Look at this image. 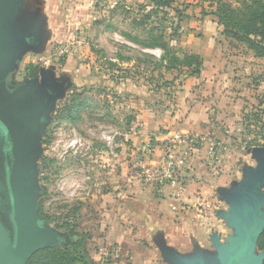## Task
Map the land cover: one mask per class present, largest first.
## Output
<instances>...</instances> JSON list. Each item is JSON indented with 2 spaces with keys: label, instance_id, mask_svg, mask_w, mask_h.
Returning a JSON list of instances; mask_svg holds the SVG:
<instances>
[{
  "label": "rangeland",
  "instance_id": "rangeland-1",
  "mask_svg": "<svg viewBox=\"0 0 264 264\" xmlns=\"http://www.w3.org/2000/svg\"><path fill=\"white\" fill-rule=\"evenodd\" d=\"M43 3L51 37L41 52H28L24 55L18 69L13 73L14 81L23 80L29 71L27 68L53 66L56 75H67L72 88L57 102L52 120L45 130L47 132L42 144L44 167L40 175V183L45 191L39 200L41 211L52 219L50 224L54 225L62 223L64 215L76 207L78 210L73 212L72 216L75 218H72L73 224L77 223L75 232L85 240L87 250L85 262L78 264H101L96 248L99 244H110L101 238L102 234H107L109 230L103 225V221L105 223L108 217L106 210H109V201L100 202L98 197H89L87 193L94 183L97 186L102 184V178L105 182L110 178L102 172L93 173V170L97 171L94 166L100 167L97 164L108 163L110 151L118 148L117 137L121 135V130H124V118L129 114L127 106H136L139 102L134 97V92L129 89L130 84L126 92H119L110 88V81L115 83V79H121L128 80L129 83L136 81L138 84L149 82V77H156L161 68L155 69L154 63L144 56V53L160 57L162 51L159 48H144L139 42L144 39L145 29L147 31L152 26L146 28L144 23L138 24L140 15L136 13L139 5L145 3V0H43ZM212 9L207 3L201 5L199 0H180L168 9L169 14L163 23H159L160 18L155 23L165 28L163 39L176 54H198L200 51L211 61H221L223 58L230 61L231 65L233 63L235 66H241L244 61L241 57L245 56L246 52L237 44L230 45L225 39L211 14ZM171 25L178 26L176 33L171 29ZM62 45H70L71 51L60 57L53 55L55 48ZM249 65L255 66L259 71L258 76L264 78L263 60L251 61ZM186 73L183 68L179 75L176 74L179 78L170 86L157 91L150 89L152 92H148L150 95L147 96L159 101L166 99L167 96L163 94L168 92L170 104L174 107L175 97L179 95L175 91L188 77ZM166 77L170 80L173 78L170 74H166ZM144 91L147 92L146 88ZM79 93L86 99V106L80 119L71 123L62 117L61 109ZM113 94L116 95L115 98ZM236 119L225 133L224 141L214 138L209 141V148L212 147L218 155L216 163L213 162V168L220 173L225 172V166L229 163L236 169L240 168L243 161L253 163L246 149L252 146L248 144L253 140L254 131L257 129L255 125L246 129L242 116ZM261 119L263 122L264 113L261 114ZM259 143L263 144L264 140H259ZM94 149L102 150L100 158L93 157ZM138 150L135 149L131 156L134 157ZM222 151L225 158L221 159L219 156ZM239 176L240 171L237 178ZM237 178L232 176L230 179ZM229 182L226 181L224 185ZM155 211L151 209L148 212L151 219H155L152 216ZM146 222L148 223L141 221L140 224L145 226ZM152 223L156 226H152L153 230H144L143 227V237L149 243L152 242L149 235L163 231L167 224L163 219ZM152 223H148L149 226ZM216 230L223 234L229 232V229L221 224ZM183 235H186V230ZM190 249L191 246L179 251L187 252ZM157 260L159 264L163 262L159 252ZM120 262L132 264L128 254L124 252ZM153 264H157L156 260Z\"/></svg>",
  "mask_w": 264,
  "mask_h": 264
},
{
  "label": "water",
  "instance_id": "water-1",
  "mask_svg": "<svg viewBox=\"0 0 264 264\" xmlns=\"http://www.w3.org/2000/svg\"><path fill=\"white\" fill-rule=\"evenodd\" d=\"M43 0H0V164L6 204L0 206V264H27L36 251L66 245L68 233L38 211L42 140L57 102L72 84L54 67L39 68L14 88L6 81L28 52L39 53L51 37ZM163 58V54H160ZM74 86V85H73ZM75 87V86H74ZM240 176L215 187L222 204L211 210L226 234L212 228L208 245L190 236L191 249L169 244L163 231L151 237L166 264H263L258 239L264 230V143L246 149Z\"/></svg>",
  "mask_w": 264,
  "mask_h": 264
},
{
  "label": "crops",
  "instance_id": "crops-1",
  "mask_svg": "<svg viewBox=\"0 0 264 264\" xmlns=\"http://www.w3.org/2000/svg\"><path fill=\"white\" fill-rule=\"evenodd\" d=\"M198 54L202 58L200 73L188 76L175 91L179 95L173 96L176 99L174 107L170 104V96L159 101L147 96L154 91V84L129 83L121 79H116L115 83L110 81V88L119 92H126L130 84L129 89L139 102L136 106H127L134 120L128 130H121L116 141L118 148L110 151L108 163L94 166L97 171L93 170V173L102 172L110 176L106 179L107 184L102 178V184L95 186L94 183L87 195L98 197L100 202L109 201L108 217L105 223L103 221L105 229L109 230L101 238L110 244H118L122 253L128 254L132 264H153L155 260L159 264L157 248L143 237V227L144 230H153L155 224L152 222L158 219L169 225V229L167 224V229L163 228L164 237L176 249L190 247L191 235L200 244L207 245V233L221 224L211 212L213 208L221 207L215 197V187L229 182L232 176L237 178L239 172L229 161H225L229 163L225 172L220 173L213 168V162L216 163L218 157L210 161L209 141L211 138L224 141L232 121L240 119L257 104V97L264 91V78H260L259 71L249 63L264 59L247 51L241 57L244 58L241 66H235L223 58L211 61L204 53L199 51ZM166 74L174 77L177 71L164 73V78L168 79ZM186 132L200 136L202 142L185 160L183 172L190 178L185 191L177 195V188L170 183L159 189L141 183L129 165L135 149L142 151L147 145L152 146L153 152L147 161L156 164L162 155L163 143L174 134ZM101 152L94 149L93 157L100 158ZM219 157L225 158L223 151ZM151 209L156 210L152 214L155 219L149 216ZM141 221L152 224L149 226L146 222L144 226ZM185 230L186 235H183ZM149 236L151 238L152 234Z\"/></svg>",
  "mask_w": 264,
  "mask_h": 264
},
{
  "label": "trees",
  "instance_id": "trees-1",
  "mask_svg": "<svg viewBox=\"0 0 264 264\" xmlns=\"http://www.w3.org/2000/svg\"><path fill=\"white\" fill-rule=\"evenodd\" d=\"M176 1L178 2L180 0H145V3L139 5V10L136 13V15H140L138 24L144 23V27L146 28L152 25L147 31L145 29L144 39L139 41L140 44L144 48H159L163 54V58H160L144 53V56L154 63L155 69L156 67L161 68L156 77H149V83L154 84V91L170 86L174 80L179 78L178 75L182 72L183 68L186 69V76H198L202 66V58L199 54H176L163 39L165 28L155 23L158 18H160L159 23L164 22V18L169 14L168 9L171 8ZM199 3L201 5L207 3L213 8L211 14L221 28L222 35L229 41L230 45L237 44L239 47H242L245 52L251 51L255 57L264 59V0H199ZM171 29L176 33L178 26L171 25ZM173 70L177 71L178 75L174 76L171 80L165 79L164 73ZM27 71L28 77H34L38 73V67L27 68ZM181 78L183 79L184 77ZM163 95L167 97L170 96L168 92H165ZM113 96L114 98L116 97L115 94H113ZM85 106L86 99L81 97L79 93L65 104L60 114L63 118L74 123L82 116V111ZM262 113H264V91L257 97V104L253 109L242 116V122L246 129L252 125H255L257 129V131H254V138L248 146L261 145L259 140H264V121H261ZM133 120L134 116L130 113L127 114L124 118V130H128ZM248 131L250 132V129H248ZM46 132L47 131L44 133L43 143L45 141ZM234 141H236V139H234ZM43 160L44 157L39 161V181L41 180L40 175L44 167ZM40 187L39 200L45 191L41 183ZM155 188L159 189L160 186H156ZM39 200V214L49 223H52V219L48 215L42 213ZM76 210L78 209L75 207L70 213L68 211L64 215V221L62 223H55L53 225L57 229L68 233V243L65 246H50L36 251L29 258L27 264H78L80 262H85V257L87 255L86 245L84 243L85 240L75 232L77 223L73 224V219L75 218L72 216L74 215L73 212ZM257 244L259 249L264 250V230Z\"/></svg>",
  "mask_w": 264,
  "mask_h": 264
},
{
  "label": "built area",
  "instance_id": "built-area-1",
  "mask_svg": "<svg viewBox=\"0 0 264 264\" xmlns=\"http://www.w3.org/2000/svg\"><path fill=\"white\" fill-rule=\"evenodd\" d=\"M71 51L70 45L55 48L53 55L60 57ZM202 142V138L195 134L178 133L172 135L162 146V155L156 164H149L147 157L152 154L153 148L147 145L142 151L138 150L130 160V168L143 184L160 188L170 183L177 188V195L185 191L190 180L183 172L185 160L190 153ZM212 147L209 148L210 161L217 157ZM98 260L101 264H126L120 262L122 250L118 244H99L96 248Z\"/></svg>",
  "mask_w": 264,
  "mask_h": 264
},
{
  "label": "flooded vegetation",
  "instance_id": "flooded-vegetation-1",
  "mask_svg": "<svg viewBox=\"0 0 264 264\" xmlns=\"http://www.w3.org/2000/svg\"><path fill=\"white\" fill-rule=\"evenodd\" d=\"M37 75H38V73H37ZM61 75H62V73H61ZM27 77L28 76L26 75L25 78H27ZM29 78H32V77H29ZM6 81L12 88H14L19 83V82L14 81L13 75H8V77L6 78ZM1 174H2V165L0 164V179H1ZM0 183H1V181H0ZM5 204H6V195H5L4 191L2 190L1 184H0V206H4Z\"/></svg>",
  "mask_w": 264,
  "mask_h": 264
}]
</instances>
